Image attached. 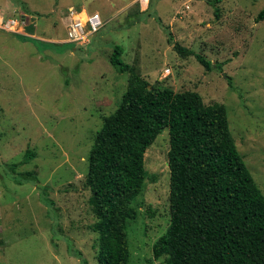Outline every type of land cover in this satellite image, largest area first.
<instances>
[{"label": "rangeland", "instance_id": "1", "mask_svg": "<svg viewBox=\"0 0 264 264\" xmlns=\"http://www.w3.org/2000/svg\"><path fill=\"white\" fill-rule=\"evenodd\" d=\"M215 6L217 15L210 0H0L2 11L27 15L25 36L40 40L0 30V264H97L85 173L95 132L127 85L128 74L108 62L114 43L150 84L225 104L236 147L264 194V18L255 20L264 0ZM69 7L98 12L103 26L86 45L43 47L67 42ZM174 42L208 59L211 70L180 56ZM168 148L164 129L144 154L145 184L132 202L138 215L126 222L128 264H148L169 223ZM26 149L36 156L16 171H33L40 188L15 183L8 170Z\"/></svg>", "mask_w": 264, "mask_h": 264}, {"label": "trees", "instance_id": "2", "mask_svg": "<svg viewBox=\"0 0 264 264\" xmlns=\"http://www.w3.org/2000/svg\"><path fill=\"white\" fill-rule=\"evenodd\" d=\"M217 2L210 0L216 15ZM263 18L264 7L255 20ZM73 44L43 41L50 49L61 45L65 50ZM172 47L180 56L194 55L211 70V62L201 54L177 42ZM123 51L114 43L108 62L128 74L127 85L95 132L85 173L88 203L96 218L91 228L97 233V264H128L126 222L138 215L132 202L145 184L144 154L164 129L169 135L170 215L166 230L152 244L148 264L159 258L163 264H264V194L236 147L225 104H205L196 91L150 84L123 61ZM215 68L222 71V62ZM225 78L233 89L230 77ZM35 156L26 149L21 160L8 164L15 183L32 180L39 186L33 171H16ZM40 198L52 204L45 188ZM81 263L86 261L81 258Z\"/></svg>", "mask_w": 264, "mask_h": 264}, {"label": "built area", "instance_id": "3", "mask_svg": "<svg viewBox=\"0 0 264 264\" xmlns=\"http://www.w3.org/2000/svg\"><path fill=\"white\" fill-rule=\"evenodd\" d=\"M185 8H189V5L186 4ZM103 24L104 21L98 12L82 13L73 7H69L65 31L66 41L78 45H85L90 42L91 36H93ZM29 25H31L29 17L25 14L10 15L0 11V30L15 35H28L29 33L26 32L25 29L28 28Z\"/></svg>", "mask_w": 264, "mask_h": 264}, {"label": "crops", "instance_id": "4", "mask_svg": "<svg viewBox=\"0 0 264 264\" xmlns=\"http://www.w3.org/2000/svg\"><path fill=\"white\" fill-rule=\"evenodd\" d=\"M0 11H2L1 9H0ZM5 14H8V13H6L5 11H3Z\"/></svg>", "mask_w": 264, "mask_h": 264}]
</instances>
